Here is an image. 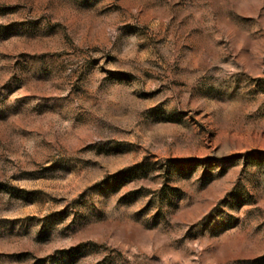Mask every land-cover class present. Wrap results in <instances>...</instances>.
I'll return each instance as SVG.
<instances>
[{
  "label": "rangeland",
  "instance_id": "obj_1",
  "mask_svg": "<svg viewBox=\"0 0 264 264\" xmlns=\"http://www.w3.org/2000/svg\"><path fill=\"white\" fill-rule=\"evenodd\" d=\"M0 264H264V0H0Z\"/></svg>",
  "mask_w": 264,
  "mask_h": 264
}]
</instances>
